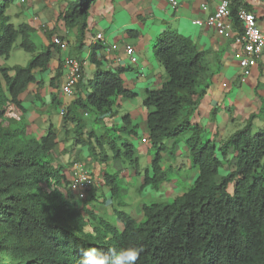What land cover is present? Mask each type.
<instances>
[{
    "label": "trees",
    "instance_id": "1",
    "mask_svg": "<svg viewBox=\"0 0 264 264\" xmlns=\"http://www.w3.org/2000/svg\"><path fill=\"white\" fill-rule=\"evenodd\" d=\"M15 1L0 0V58L8 59L15 46L32 57L26 65L0 66V264H77L83 247L130 243L142 249L137 264H264V130L253 132L249 121L220 144L204 140L203 128L191 122V115L204 91L199 88L210 76L206 52L170 27L155 40L154 53L167 80L148 89L143 100L148 108L146 140L156 152L151 170L138 169L137 151L128 139L138 134L137 124L130 115L123 116L122 126H106L101 135L89 130L85 120L91 115L101 123L115 115L120 96L136 95L125 87L121 71L97 67L91 90L65 107L63 135L71 133L73 144L87 146L99 163L123 160L143 176L142 187L157 189L170 180L161 153H175L181 136L189 133L185 145L198 170L193 184L173 201L144 204L143 220L114 209L122 224L118 228L93 207L94 194L83 200L69 190V177L54 156L58 132L51 127L40 138L26 132L21 95L37 81V72L49 69L56 47L53 42L39 47L31 38L33 26L12 21L8 9ZM57 1L58 20L67 30L77 28L76 47L81 49L97 0ZM240 6L251 10L242 0H230L236 27ZM99 46L92 45V62H98ZM59 68L52 78L55 87ZM60 105L54 97L53 107ZM103 179L112 190L111 199L102 201L109 205L121 196L119 177L105 171ZM117 205L125 206V201Z\"/></svg>",
    "mask_w": 264,
    "mask_h": 264
},
{
    "label": "crops",
    "instance_id": "2",
    "mask_svg": "<svg viewBox=\"0 0 264 264\" xmlns=\"http://www.w3.org/2000/svg\"><path fill=\"white\" fill-rule=\"evenodd\" d=\"M220 1L208 0L209 9L204 11L202 9L203 0H180L179 6L172 11L169 0H97L90 10L84 46L78 49L76 47L77 28L67 30L63 23L57 20L58 18L56 19L55 0H19L24 4L26 2L29 6L28 9L24 7L18 9L21 13L19 22H27L34 29L38 28L40 26L36 21L40 19L39 14L45 13L54 20L51 24L54 25L53 36H59L61 40L59 45H55L49 69L41 73L37 72V81L29 85L21 95L22 104L26 110L23 116L27 124L26 132L37 138L45 135L51 127L58 132V144L54 152L56 161L63 166V172L68 177L73 164L81 162L98 178V182L89 193L97 197L94 199L93 207L118 228H121L122 224L116 218L114 209L124 210L137 220H143V206L141 209L138 206L131 207L128 212L126 207L130 205L126 202L125 206H118L113 200L109 205L103 203L105 198L111 199V196L107 195L104 190L103 172H110L107 165L112 161L99 163L90 157L89 153L86 158L78 155L82 145L73 144L71 133L68 135L62 133L61 108L64 104L71 103L74 98L85 96L84 94L91 90L89 81L94 77L97 67L111 72L121 71L125 87L135 92L136 95L132 98L120 96L118 105L115 107V115L104 117L101 123L88 124V129L101 135L106 126H122L123 116L127 114L130 115L132 123L137 124L138 131L136 136H128L129 141L133 143L134 138H140V130L142 139H146L148 137L146 127L148 108L144 106L143 100L148 89H158L167 80L165 68L154 53V43L159 33L166 27H170L189 36L200 51L206 52L210 76L204 79L199 88L204 91L200 95L196 110L191 115V122L203 128L204 140L220 144L236 130L243 129L249 121H251L253 132L264 130V53L252 68L246 82H241V66L236 55L242 48L235 42L234 32L229 30L226 34L220 35L214 27L206 23L202 25L193 23L196 19L206 20L208 14L216 9ZM242 2L256 14L259 26L264 28V0H242ZM35 12L37 15H34ZM30 15L33 19L29 17ZM50 26L43 22L40 28L47 34L48 30H51ZM98 33L104 35L105 41L101 42L104 47L99 46L96 50L98 60L96 63L92 62L91 58L92 45H98L95 40ZM51 40L49 39L48 43L42 46L50 44ZM113 44L118 45L116 50L105 48ZM127 44L134 46L138 58L137 63H132L128 59L125 52ZM73 56H79L86 62L84 79L72 95H66L62 91V84L67 74L65 60ZM58 66L60 77L55 80L58 84L55 87L52 84V78L56 75ZM56 96L62 104L58 108L53 107V98ZM53 108L56 109L57 114L53 112ZM16 113L18 116L19 113ZM166 145L171 147L172 142L167 141ZM164 153L168 152L162 151L161 164L163 168H167L163 162ZM172 156L176 159L177 168L190 162L187 147L185 143H181V140ZM182 156L184 160H187L185 163L181 161ZM131 169L137 176V170L126 162L117 167L118 171L111 173H116L118 177L121 175L128 178L131 175ZM138 169L143 171L140 165ZM148 169L151 170V167ZM197 173L193 171L192 178H195ZM141 177L142 175H139V178ZM169 179L159 186V189L164 190L160 196L169 198L176 193V188L179 187L177 179L170 177ZM124 193L125 188L120 186V195L123 196ZM182 193L184 192L179 191L178 195Z\"/></svg>",
    "mask_w": 264,
    "mask_h": 264
},
{
    "label": "built area",
    "instance_id": "3",
    "mask_svg": "<svg viewBox=\"0 0 264 264\" xmlns=\"http://www.w3.org/2000/svg\"><path fill=\"white\" fill-rule=\"evenodd\" d=\"M169 2L175 8L180 4L178 0H169ZM202 9L208 11V0L202 2ZM230 15V0H221L216 9L208 14L206 20L196 19L193 23L199 25L206 23L214 27L220 35L226 34L229 30L234 32L235 42L242 48L236 55L241 66L240 80L241 82H246L251 74L252 68L264 53V28L259 26L256 14L245 6H240L237 10L236 15L239 22L237 27L233 24L234 22L231 21ZM95 40L104 42L105 37L102 33H98L95 36ZM52 41L55 44L61 43L59 36H54ZM116 47L117 46L114 44L111 46V49H116ZM125 51L131 57L132 62L137 61L135 48L132 45H127ZM83 64L84 62L78 58H67V79L62 88L66 95H71L75 86L81 80ZM143 141L146 140L143 139ZM95 184L96 179L91 171L79 163L73 166L70 175L69 189L79 199L85 198Z\"/></svg>",
    "mask_w": 264,
    "mask_h": 264
},
{
    "label": "rangeland",
    "instance_id": "4",
    "mask_svg": "<svg viewBox=\"0 0 264 264\" xmlns=\"http://www.w3.org/2000/svg\"><path fill=\"white\" fill-rule=\"evenodd\" d=\"M178 1L180 3V0H178ZM203 1H205V0H203ZM59 6H60L59 2L57 0H55V7L54 6L53 7L56 8V10H57L56 19L58 18V15L60 13ZM23 7L27 8V9L29 8V6L26 4V2L24 4V2H19V0H16L15 3L13 4V6H11L8 9V13L11 16L12 21L16 24L19 23V20L21 21V19H20L21 13L18 12V9L23 8ZM170 9L173 11L176 8L174 6H172L170 3ZM34 15H37V13L35 12ZM39 15H40V19L38 21H36L38 26L41 27V25H43V22H45L48 26H50L52 23H54L53 22L54 20L51 17H49L47 14L41 13ZM29 17L32 18L31 15ZM33 25H35V21H33ZM40 27H38V28L35 27V29L31 32V38L39 47L42 46V44L48 43V41H49L48 37L43 32V29ZM53 27H54V25L50 26L51 29ZM31 57H32L31 53L21 49L18 46H15V48L11 52V55L8 59L0 58V66L3 65V63L6 64L7 66H14L16 64L26 65L28 63V61L31 59ZM127 57L131 61V59L128 55H127ZM53 112L55 114H57L56 109H54V108H53ZM85 120L87 123H89L91 125L96 124L93 121L94 120L93 116H91V115L86 116ZM139 134H140V138H134L133 145L137 151V155L139 158V165L142 168V170H144L146 168H150L151 160H152V158H154L156 152H155V150H153L150 147L149 143H143L141 130L139 131ZM188 135H189V133L187 132L181 136V138H182L181 143H183V144L185 143V139L188 137ZM166 152H168V151H166ZM88 153H89V150H88L87 146H80L78 155L86 158ZM164 154L165 155L163 157V162L166 164V167L168 169V175L171 179H177V184L179 186L176 188L175 194H173L169 198H167L166 196H160V195H162V192L164 191L163 189H159L160 187H158L157 189L153 188L151 186L141 187L142 182H143V178H142L143 176L141 178H139V175H137V176L134 175L132 172V169H131L130 170L131 175L128 178L126 176L119 175L118 182L122 188H125V193L123 194V196H120V198H116L115 202L117 203V201H120L121 199L123 201H125L127 203V205H130L129 207H126L127 211L129 212L131 207H134V206H138L141 209L143 204H151L154 202L173 201V199L178 195L179 191L184 192L185 190H187L193 184L194 180L197 177V175H196L195 178H192V172L193 171L198 172L197 168L192 166L191 160H190V162H188V164H182V165H180V168H177V166H175L176 159L172 156V154H170L169 152L164 153ZM110 161H112V162L107 165V168L110 172L118 171V170H116L117 167L124 164L123 160H120V161L110 160ZM181 161H182V163H185L187 160L186 159L184 160V157L182 156ZM115 167H116V169H115ZM230 187H231L230 189L232 190V185ZM104 190L106 191L107 195L111 196V192H112L111 189H109L105 186ZM111 221H113V220H111Z\"/></svg>",
    "mask_w": 264,
    "mask_h": 264
},
{
    "label": "clouds",
    "instance_id": "5",
    "mask_svg": "<svg viewBox=\"0 0 264 264\" xmlns=\"http://www.w3.org/2000/svg\"><path fill=\"white\" fill-rule=\"evenodd\" d=\"M53 37L54 36L51 37L52 40H53ZM52 40H51V42H53ZM98 43H101V42H98ZM55 45H59V44H55ZM98 45H100V47H104V44H98ZM127 45H130V44H127ZM111 46L112 45H109V46H107L105 48L107 50H116L117 47H118V45H116L117 46L116 49H111ZM126 46H125V48H126ZM135 55H136V51H135ZM73 57L78 58L76 56H73ZM136 57H137V55H136ZM78 59H80L81 61L84 62V64H83V73H82L81 80L77 83V85L75 86L74 90L77 88L78 84L81 83L83 81V79H84V66H85V63L86 62L82 58H78ZM130 59H131V57H130ZM66 60H67V58H66ZM66 60H65V64H66ZM137 61H138V58H137ZM137 61L136 62H132V60H131L132 63H137ZM66 68H67V66H66ZM66 79H67V74H66ZM65 82H66V80H65ZM65 82L62 84V88H63V85L65 84ZM66 106L67 105L64 104L63 107L61 108V111H60L61 116H63ZM86 116H88V115H85V117ZM142 141H143V139H142ZM143 142H147V140L146 141H143ZM76 163L82 164L84 166V164L81 163V162H76ZM76 163H74L73 166ZM73 166H72V169H73ZM84 167L86 169H88L86 166H84ZM72 169H71V171H72ZM70 175H71V172H70ZM70 175H69V181H70ZM92 175L95 177L96 183H97L98 182L97 181L98 178L93 173H92ZM103 183H104V179H103ZM104 185H105V183H104ZM68 188H69V184H68ZM89 193H90V191L88 192L87 196L89 195ZM85 198H83V200ZM141 251H142V249L140 247H138V246H136L135 244H132V243L128 244L127 246H120V247H116V246L109 245L106 249H98L97 247H83L82 248V253L83 254H82V256L79 257V259L77 261V264H137V261H138V258H139V255H140V252Z\"/></svg>",
    "mask_w": 264,
    "mask_h": 264
}]
</instances>
